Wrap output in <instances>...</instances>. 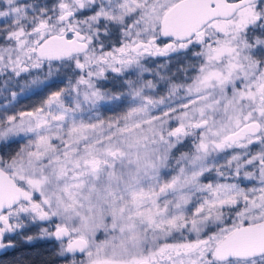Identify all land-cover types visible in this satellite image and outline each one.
<instances>
[{
	"label": "snow or ice",
	"instance_id": "1",
	"mask_svg": "<svg viewBox=\"0 0 264 264\" xmlns=\"http://www.w3.org/2000/svg\"><path fill=\"white\" fill-rule=\"evenodd\" d=\"M9 252L264 264V0H0Z\"/></svg>",
	"mask_w": 264,
	"mask_h": 264
},
{
	"label": "trees",
	"instance_id": "2",
	"mask_svg": "<svg viewBox=\"0 0 264 264\" xmlns=\"http://www.w3.org/2000/svg\"><path fill=\"white\" fill-rule=\"evenodd\" d=\"M46 249L47 248L44 245L36 242L35 244H32V245H25L23 248L20 249V251L24 253H29L32 255H35L38 252L48 255L49 253L45 252Z\"/></svg>",
	"mask_w": 264,
	"mask_h": 264
},
{
	"label": "flooded vegetation",
	"instance_id": "3",
	"mask_svg": "<svg viewBox=\"0 0 264 264\" xmlns=\"http://www.w3.org/2000/svg\"><path fill=\"white\" fill-rule=\"evenodd\" d=\"M34 231V230H33ZM39 244H42L44 245L47 249L50 247L49 245L43 243V242H40V241H37ZM36 242H34L33 244H35ZM15 255V253H11L9 252L7 255H3V256H0V259H4V260H10L12 258V256ZM53 264H58V262L54 261Z\"/></svg>",
	"mask_w": 264,
	"mask_h": 264
},
{
	"label": "rangeland",
	"instance_id": "4",
	"mask_svg": "<svg viewBox=\"0 0 264 264\" xmlns=\"http://www.w3.org/2000/svg\"><path fill=\"white\" fill-rule=\"evenodd\" d=\"M25 103H27V102L25 101Z\"/></svg>",
	"mask_w": 264,
	"mask_h": 264
}]
</instances>
